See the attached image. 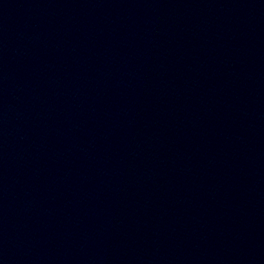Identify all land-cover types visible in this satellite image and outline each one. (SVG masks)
Wrapping results in <instances>:
<instances>
[{
    "label": "water",
    "instance_id": "water-1",
    "mask_svg": "<svg viewBox=\"0 0 264 264\" xmlns=\"http://www.w3.org/2000/svg\"><path fill=\"white\" fill-rule=\"evenodd\" d=\"M0 264H264V0H0Z\"/></svg>",
    "mask_w": 264,
    "mask_h": 264
}]
</instances>
